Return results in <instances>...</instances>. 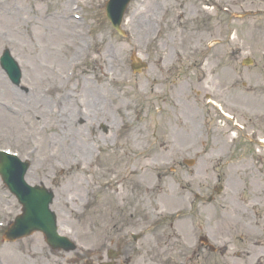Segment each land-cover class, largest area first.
<instances>
[{"label": "rangeland", "instance_id": "374dc122", "mask_svg": "<svg viewBox=\"0 0 264 264\" xmlns=\"http://www.w3.org/2000/svg\"><path fill=\"white\" fill-rule=\"evenodd\" d=\"M105 1L39 0L23 6L33 19L44 16V25L56 21L63 6L77 7L79 17L69 31L81 38V29L88 54L79 61L72 58L71 34L62 35L56 26H33L31 33L40 37L25 27L32 52L26 37L7 33L0 23L2 40L9 41H0V55L9 50L22 71L16 88L0 68V150L29 160L35 173L29 185L53 193L58 232L76 246L51 255L41 234L3 241L20 207L0 181V264L10 257L18 264H86L119 235L147 231L132 246L140 264L141 251L151 248L159 232L148 230L150 221L167 218L177 221L166 231L179 251L207 237L217 254L206 264H251L254 258L264 264V247L258 246L264 243V147L258 146L264 139V0H162L149 31L137 29L142 4L132 0L121 25L124 36L105 19ZM133 54L148 65L140 74L131 71ZM245 59L249 66L242 65ZM69 61H77L73 93L78 96L77 88L89 84L101 96L100 114L94 110L83 121L91 125L84 131L88 154L72 153L73 141L60 140L55 128L62 122L56 114L61 106L56 112L52 105L54 71L66 74ZM108 73L115 83L107 82ZM204 83L210 86L207 94L198 90ZM37 95L40 105L33 103ZM35 125L39 135L31 144L42 142L30 156L19 142L27 131L35 133ZM46 154L56 167L62 157L76 158L80 171L44 169Z\"/></svg>", "mask_w": 264, "mask_h": 264}, {"label": "bare ground", "instance_id": "6f19581e", "mask_svg": "<svg viewBox=\"0 0 264 264\" xmlns=\"http://www.w3.org/2000/svg\"><path fill=\"white\" fill-rule=\"evenodd\" d=\"M28 1V3H27ZM39 0H0V23L6 25L8 27L6 30L7 33H12L18 37H22L25 39L27 38L26 45L32 52H36L34 45H33V40L32 38L25 34V27L28 28L29 32L31 33V29L33 26H36L38 24L43 25V29L45 28H52L53 26H56L59 30V32H62V35H66L67 33L71 32L69 30H73L72 27L76 25V21L72 20V15L75 14L76 12L73 9H70L67 11L61 9V12L58 11L59 13L56 14V21L50 22L47 25L46 24L47 20L44 16H35V19H33V16H30L29 14L26 13V9L23 8L25 4L33 5L37 3ZM160 1L162 0H141L140 4H142V9L139 10V13L142 14L141 18H138L136 21V25H138L137 29L141 31H149L151 27L154 26V24L157 23V16L155 17V8L160 4ZM168 10L167 7H165L164 11ZM17 15V18L15 17ZM66 27H68L66 29ZM78 31V29H77ZM23 34H25L23 36ZM33 37H40L42 34L37 32V33H31ZM5 35L3 34V31L0 32V41L2 43L9 44L8 40H2V36ZM18 37H14V39L17 40ZM72 40L70 41V45L73 49V56L72 58L74 60H79L80 58H84L86 55L83 52V49L81 48L84 46V43L86 42L85 39L82 38H77L74 34H71ZM107 53V52H106ZM112 56L108 54V57ZM115 56V54H114ZM69 61L67 63V67L69 66ZM34 70H36V67H33ZM59 69V68H57ZM59 71V70H56ZM59 72L54 71V76H53V84L51 87V90H54L56 92V95L54 99H52V105L54 108V111H56L57 106H61L60 112L58 111V114L60 116V123L59 125H56L55 128L57 130V134L60 135V140L63 142L68 141H73L71 145L69 146L74 154H88L90 147L88 146L87 142L88 139L84 135V131L87 128H91V125H89L84 121V118L86 115H90L92 111H96L97 114L99 115L100 113L97 111L98 105L100 104V94L95 90L92 86L89 84H84L79 89L78 96H76L73 93L72 87H70V78L66 76V74H62L58 76ZM114 77V76H113ZM113 77L111 81H113ZM198 78V77H197ZM55 79H59V82H56ZM2 78L0 77V94L4 93L3 87H2ZM72 80V79H71ZM199 79H197L198 81ZM116 82V80H115ZM114 82V83H115ZM210 86L207 84H200L199 86V92L201 94H207V91L210 92ZM140 95L145 94V92L141 89L138 92ZM143 96V95H142ZM34 105H40L42 104V101H40V96L37 95L36 98L34 97ZM205 105V104H204ZM53 110V109H52ZM57 112V111H56ZM106 113L104 114V116ZM107 123H110V118H107ZM37 124V123H36ZM83 125V126H82ZM39 125H36L34 127V131H27L26 135L21 138L19 143H23L27 146V149L31 151V153L35 154L38 152V149L40 148V143L42 141L37 140L36 144H31L32 138L35 136L39 135L38 132ZM31 144V145H30ZM30 147H29V146ZM32 145H35L33 147ZM29 147V148H28ZM160 147L161 149H166V144H163L160 142ZM79 152V153H77ZM88 152V153H87ZM30 154V155H33ZM50 156L44 155L43 157V163H46V165L43 167L44 169L47 168H53L52 171H57L59 168L62 166L68 170V171H80L79 169V161L76 158L70 159V158H63L61 159L60 163L58 164V167L53 165L52 157L48 158ZM67 157V156H66ZM87 159V158H86ZM40 170L41 172L44 171L42 169L36 168V171ZM31 171V172H30ZM29 173L27 174L25 181L29 184L30 180L33 179L35 176V173L30 170ZM258 246H263L264 243L258 244ZM253 260H255L253 262ZM252 260L251 264H258L259 260L257 258H254ZM8 264H18V259L17 257H10L8 259Z\"/></svg>", "mask_w": 264, "mask_h": 264}, {"label": "water", "instance_id": "95a60500", "mask_svg": "<svg viewBox=\"0 0 264 264\" xmlns=\"http://www.w3.org/2000/svg\"><path fill=\"white\" fill-rule=\"evenodd\" d=\"M129 0H110L106 5L107 17L115 22L114 27L119 31V21ZM1 65L11 81L18 84L20 73L8 52L1 59ZM27 164H19L17 160L0 155V175L4 184L16 196L22 205V216L17 218L15 224L6 235V239L13 241L32 232L40 231L44 234L46 242L54 249L71 250L73 246L65 239L57 236L54 216L48 211L52 195L38 188L30 189L25 186L23 176ZM63 242V243H62Z\"/></svg>", "mask_w": 264, "mask_h": 264}, {"label": "flooded vegetation", "instance_id": "af4514ba", "mask_svg": "<svg viewBox=\"0 0 264 264\" xmlns=\"http://www.w3.org/2000/svg\"><path fill=\"white\" fill-rule=\"evenodd\" d=\"M121 254V261L114 264H135V259L133 257V249L130 248L127 251H118ZM150 262L152 264H168L166 251H154L152 256L150 257ZM101 262V258H95L93 264H99ZM140 264H149L147 260H141Z\"/></svg>", "mask_w": 264, "mask_h": 264}]
</instances>
